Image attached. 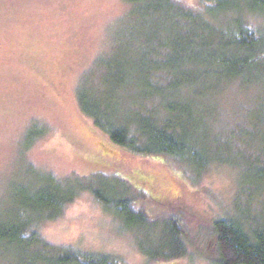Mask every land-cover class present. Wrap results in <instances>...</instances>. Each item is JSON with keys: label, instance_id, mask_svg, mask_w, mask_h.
I'll list each match as a JSON object with an SVG mask.
<instances>
[{"label": "rangeland", "instance_id": "rangeland-1", "mask_svg": "<svg viewBox=\"0 0 264 264\" xmlns=\"http://www.w3.org/2000/svg\"><path fill=\"white\" fill-rule=\"evenodd\" d=\"M130 9L125 0H0V220L27 221L30 212L24 213L19 197L25 190L45 187L42 175L74 176L85 186L106 189L112 198H130L136 210L150 217L127 225L84 191L57 218L40 223L48 241L117 256L126 264H215L220 256L212 235L214 221L240 216L250 223L259 218L264 214V184L262 189L250 180L242 184L236 164H213L198 173L162 157L131 153L95 126L80 105L81 87L108 101L121 90L117 102L124 110L132 90H141L140 95L147 90L141 82L125 83L126 77H117L110 66L122 48L119 56L140 68L137 77L146 72L143 40L148 36L133 41L130 34L137 27L131 26L133 20L148 29L153 23L129 14ZM153 26L150 36L157 38L154 49L161 53L165 31L158 21ZM174 26L168 24L167 33L176 37ZM258 72L257 103L242 82L223 89L222 118L215 116L218 127H242L238 122L249 118L251 125L258 120L257 131L264 129V117L257 119L264 106V67ZM195 90L209 89L199 85ZM249 103L254 109L250 117L241 111ZM175 218L186 253L150 260L144 250H166L165 222ZM6 247L0 242V264H20Z\"/></svg>", "mask_w": 264, "mask_h": 264}, {"label": "trees", "instance_id": "trees-1", "mask_svg": "<svg viewBox=\"0 0 264 264\" xmlns=\"http://www.w3.org/2000/svg\"><path fill=\"white\" fill-rule=\"evenodd\" d=\"M190 1L196 3L125 0L131 6L129 14L141 17L147 24L158 21L165 31L160 48L163 51L158 53L154 49L157 38L152 40L150 36L155 29L153 24L148 29L139 20H133L131 28L137 29L130 38L141 41L148 36L143 40L147 42V50L143 54L146 72L142 76L137 77L140 68L134 61L129 66L127 56L125 59L119 56L122 48L110 64L117 77H126L125 83L141 82L147 90H143V95L141 90H132L130 105L124 110L117 102L121 90L111 93L112 100L108 101L98 97L96 91L80 86V105L95 126L131 153L162 157L198 173L213 164H236L241 168L242 184L250 180L262 189L264 142L259 139L264 140V129L257 131L258 120L251 125L246 122L249 118L238 122L242 127H226L225 122L222 129L215 116L221 115L223 89L236 82H242L246 94L258 101V70L264 67V0ZM171 23L175 24L176 37L167 33ZM171 77L173 80L168 82ZM199 85L209 90H195ZM241 108L242 115L249 113L248 117L254 110L251 103ZM261 109L257 119L264 117V106ZM42 176L45 187L20 194L24 213L30 212L27 221L17 224L14 220H0V242L7 244L6 248L15 253L19 263L126 264L117 256L54 244L42 235L40 223L57 218L84 191L92 192L127 225H140L150 214L136 210L130 198L119 197L120 194L112 198L106 189L85 186L74 181V176L58 178L53 173ZM164 232L162 248L166 250L159 254L144 250L150 260L177 258L186 253L177 218L165 222ZM212 235L220 256L215 264H264V214L260 213L250 223L240 216L219 217L213 223ZM171 248H178L177 252L173 253Z\"/></svg>", "mask_w": 264, "mask_h": 264}]
</instances>
